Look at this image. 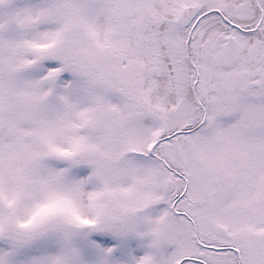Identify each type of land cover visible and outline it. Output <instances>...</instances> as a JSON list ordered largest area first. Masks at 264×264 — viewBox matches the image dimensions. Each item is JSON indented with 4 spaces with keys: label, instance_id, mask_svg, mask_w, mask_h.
Here are the masks:
<instances>
[{
    "label": "snow or ice",
    "instance_id": "snow-or-ice-1",
    "mask_svg": "<svg viewBox=\"0 0 264 264\" xmlns=\"http://www.w3.org/2000/svg\"><path fill=\"white\" fill-rule=\"evenodd\" d=\"M0 264H264V0H0Z\"/></svg>",
    "mask_w": 264,
    "mask_h": 264
}]
</instances>
